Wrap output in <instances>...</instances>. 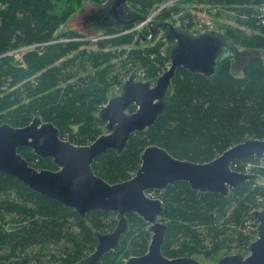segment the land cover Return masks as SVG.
<instances>
[{"label": "trees", "instance_id": "16d2710c", "mask_svg": "<svg viewBox=\"0 0 264 264\" xmlns=\"http://www.w3.org/2000/svg\"><path fill=\"white\" fill-rule=\"evenodd\" d=\"M167 1L170 0H129V4L146 15L143 12ZM181 1L173 2L169 11H179V2L235 11L239 26H228L223 33L242 49L264 50V25L256 17L264 0ZM86 2L101 4L97 0H0V124L7 119L13 126H24L39 116L52 122L60 135L67 132L77 145H87L102 134L104 123L97 114L113 93L107 94L106 78L115 56L103 50L131 43L134 35L104 39L97 43L98 51L80 49L84 43L74 39L85 35L75 30L64 29L55 35ZM61 5L64 11L58 13ZM169 11H162L156 20L166 21ZM190 25L186 28L190 29ZM120 31L110 28L100 32ZM20 47H30L22 53L20 62L12 60L13 54L4 55ZM160 48L161 44H157L147 51L129 52L135 62L145 67L147 79H153L155 73L151 53H157L161 63L168 59ZM135 108L131 105L128 111ZM249 138L264 139V59L254 57L239 75L232 73L229 60L220 64L213 77L179 67L157 121L133 133L122 153L108 150L97 156L92 167L97 175L113 183L135 173L141 163L140 154L148 145L163 147L180 159L207 162ZM18 151L37 169H57L52 159L40 158L30 148L19 147ZM258 175L264 176V169ZM254 184H241L227 196L193 191L185 181L157 191L164 207L161 217L167 224L162 253L180 257L201 251L217 253L229 242L242 246L248 241L246 220L256 207V197L264 195V185ZM134 215L128 213L127 220ZM116 221V212L103 210H92L82 218L73 208L0 171V264H28L30 259L40 260L42 254L55 259L56 251L67 255L62 264H74L87 256L78 258L84 247L97 244L94 232L112 227ZM129 228L128 220L127 232ZM126 233L120 238L118 250L106 253L100 264H124V259L114 261L109 254L118 257L124 248L129 250L125 252L126 259L130 251L133 255L146 252L151 238L148 226L144 230L132 223Z\"/></svg>", "mask_w": 264, "mask_h": 264}, {"label": "water", "instance_id": "95a60500", "mask_svg": "<svg viewBox=\"0 0 264 264\" xmlns=\"http://www.w3.org/2000/svg\"><path fill=\"white\" fill-rule=\"evenodd\" d=\"M90 3L95 7L85 11L84 4L68 19L66 30L89 36L110 28L123 30L146 23L152 35L160 31L170 43L165 47L170 66L162 75L148 80L137 79V69H134L119 91L113 92L99 109L97 118L104 123L106 133L88 145H76L62 139L59 129L39 116H34L24 126L1 123L0 171L14 176L33 191L73 208L82 218L92 210L118 213L116 227L106 233L96 230L94 251L74 264H100L106 253L118 250L120 238L128 230L126 214L132 212L149 223L151 239L145 253L129 256L124 264H201L192 256L167 257L162 253L167 226L159 222L157 216L163 212V201L149 197L147 191H162L174 182L185 181L193 191L227 196L232 189L255 181L259 176L233 171L230 163L235 159L263 155L264 139H246L207 162L180 159L163 147L148 145L140 154L141 163L135 173L126 180L113 183L97 175L92 162L108 150L122 153L133 133L143 131L157 121L179 67L213 77L220 64L229 60L232 73L239 75L242 67L254 57L264 59V50H239L228 36L215 30L194 33L169 21L151 20L132 9L129 0ZM78 12L87 34L74 26L73 29L69 27ZM131 105L136 109L129 112ZM19 147L30 148L40 158H51L57 169L31 166L18 151ZM254 216L258 220V233L247 246L249 254H226L216 264H264V208L255 210Z\"/></svg>", "mask_w": 264, "mask_h": 264}, {"label": "rangeland", "instance_id": "374dc122", "mask_svg": "<svg viewBox=\"0 0 264 264\" xmlns=\"http://www.w3.org/2000/svg\"><path fill=\"white\" fill-rule=\"evenodd\" d=\"M82 1H86V0H82ZM99 2H104L105 0H97ZM181 1V0H175L174 3ZM182 2V1H181ZM177 3L176 7L179 8V11L175 12V13H171L169 11L170 7L172 4L171 2L167 1L164 2L160 5L154 6V8L152 10H149L147 12H143L144 14H146L149 18L151 19H160V15L162 13V11H169V16L165 19L166 21H169L173 24H175L178 27H184V26H188L189 23L192 24L190 25L191 28L195 33H200L202 31H205L209 28L206 27H199L196 25V22L198 21V19L200 18V16L203 14L202 11L203 10H207L206 14H207V18L209 20H211L212 22V29L211 30H215L218 31L220 33H225L226 34V27L230 26V27H238L239 25L236 23L235 21V15L236 12L231 10V9H227V8H222L220 6H211V5H199L198 7L194 6L196 5L195 3H187V4H183V3ZM86 5L84 6L85 11L89 10L90 8L95 7L93 4H91L90 2H86ZM73 7L74 9L78 8L77 3H75V1L73 2ZM64 11L63 5H61L60 7L57 8V12L58 13H62ZM79 11V9H78ZM82 18L81 16H79V12L74 16L73 20L71 21L73 23V25H69V27L71 29L73 28H77L79 31L81 32H85L83 25L81 23ZM188 22V23H186ZM67 24L65 25H61L59 27V29L57 30L55 35H58L60 33H62V31L64 29H66ZM72 26H74L72 28ZM243 29H245L246 31H249L246 27H243ZM138 32H142V34L144 36H146L145 38H143V36H139ZM98 31L96 34H99V37L97 39L93 38H85L84 36H78L76 37L74 40L75 41H79L81 43H84L80 49H90L93 51H98L100 49V46L97 45V43H99L100 41L110 38V37H114V36H121V35H129L132 34L134 35V40L131 43H127V44H122V45H118V46H107L103 51L106 52H110L112 54H114L115 56L112 58L111 63H112V69L110 71H107V78H106V83L109 85V91H108V96L110 94L111 91L115 92V94L119 91V86L120 84L126 80L133 72L134 69H137V78L140 79H144L147 80V76H146V70L145 67L140 63V61H134L133 58L130 57V51L132 49H144V51L149 50L150 48H154L157 44H161V48L159 51L163 52V46L165 45V36L161 33V32H156V34L154 36H150L149 35V31L148 29L145 27L144 23L140 26V27H129L124 31H121L119 33H115V34H110V33H103ZM87 34V33H86ZM91 35V34H88ZM64 41H68V39H64ZM235 42V41H234ZM168 46L170 43H168ZM237 44V42H236ZM239 50H243L242 47H240L239 45L237 46ZM30 47L25 48V47H20L17 50H13L10 52L5 53L4 55H11L13 54V56H11L12 60L14 59V62L21 61V57H22V53L26 50H28ZM150 58H151V62L153 64L154 62V67H155V73H154V77L158 76L159 74H161L166 67L170 64L168 60L166 59H162L164 60V62H160L156 59L157 53H151L150 54ZM159 59V57H157ZM74 80V79H72ZM7 90H9V88H7ZM6 121L8 122V120H3V122ZM101 133L104 134L106 133V130L104 128V125L101 126ZM60 137L64 140L70 141L71 142V137L70 135L66 132L63 135H60ZM73 143V142H72ZM75 144V143H74ZM89 144V143H88ZM86 145V144H84ZM50 169V168H48ZM255 183H257L258 185H264V176H258L256 178ZM148 195L150 197H159L160 196L155 193V192H149ZM256 203V207L260 208L261 205H264V200L259 199L258 201L255 202ZM128 220H129V225L130 228L132 227V223L133 224H137V226H140L142 229L146 230L148 223L146 221H144L142 219L141 216H138V214L134 215V216H128ZM159 221L161 222H165L166 220H164L162 217L158 218ZM117 221L116 223L112 226V227H105V228H101L100 231L101 233H106V232H110L113 230V228L116 227ZM130 228L129 231L126 233V235L130 232ZM125 236V235H124ZM124 236L121 239V243L124 242ZM149 237H150V233H149ZM249 240V239H248ZM247 243H249V241H246L242 246L236 242H229L227 244H225V247L217 252V253H204V252H193L190 256L196 258L198 261L201 262V264H216L218 259L226 254H232V253H243L244 255H247L249 253V251L247 250ZM206 244V243H205ZM95 249V245L93 246H86L83 249L82 255H78V258L88 255L89 253H91L93 250ZM129 251L128 249H123L121 254L116 257V255H112L110 254V258L115 260H119V259H125V252ZM33 252H30L29 254H32ZM56 256L55 259H53L50 255H44L42 254L41 257L39 258L40 260H36V259H30V262L28 264H62L64 258L67 257L66 254H61L59 253V251H56ZM68 253H72V250L69 251ZM133 255L132 252H129V256ZM77 256V255H76ZM18 260V259H15Z\"/></svg>", "mask_w": 264, "mask_h": 264}, {"label": "built area", "instance_id": "2783aa9c", "mask_svg": "<svg viewBox=\"0 0 264 264\" xmlns=\"http://www.w3.org/2000/svg\"><path fill=\"white\" fill-rule=\"evenodd\" d=\"M175 0H170L169 2L173 3ZM202 15L196 22V25L199 27H206V28H212V22L209 20L206 14V11H202ZM257 19L259 20V23L264 25V3L259 7L258 14L256 15ZM187 23V22H186ZM97 39L98 37H94ZM93 39V38H91ZM169 67V65L166 67V69ZM165 69V70H166ZM164 70V71H165ZM163 71V72H164ZM162 72V73H163ZM161 73V74H162ZM159 74V75H161ZM230 169L239 173H247V174H256L259 171L264 169V155L262 156H254L252 159H246V160H234L230 163ZM259 199L264 200V195L257 196V201ZM250 217L246 220L247 224L244 229V232L247 235L248 239H251L256 236L257 234V221L252 215V212L250 211Z\"/></svg>", "mask_w": 264, "mask_h": 264}, {"label": "flooded vegetation", "instance_id": "af4514ba", "mask_svg": "<svg viewBox=\"0 0 264 264\" xmlns=\"http://www.w3.org/2000/svg\"><path fill=\"white\" fill-rule=\"evenodd\" d=\"M152 191L155 192V193H157V194H159L158 192H161V191H158V192H157L156 190H152ZM116 213H117V212H116ZM117 215H118V213H117ZM126 215H127V214H126ZM159 217H161V214H159V215L157 216V220H158ZM118 219H119V216H118ZM142 219H143V218H142ZM143 220H144V219H143ZM144 221H145V220H144ZM158 221H159V220H158ZM159 222H161V221H159ZM162 223H165V222H162ZM165 224H166V223H165ZM166 225H167V224H166ZM148 226H149V224H148ZM148 231H149V230H148ZM126 232H127V231H126ZM126 232H125V233H126ZM125 233H124V234H125ZM149 233H150V232H149ZM150 234H151V233H150ZM150 239H151V238H150ZM149 242H150V241H149ZM95 247H96V245H95Z\"/></svg>", "mask_w": 264, "mask_h": 264}]
</instances>
